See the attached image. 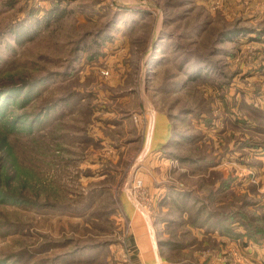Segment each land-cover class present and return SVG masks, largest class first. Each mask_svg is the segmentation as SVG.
I'll return each instance as SVG.
<instances>
[{
	"label": "rangeland",
	"instance_id": "rangeland-1",
	"mask_svg": "<svg viewBox=\"0 0 264 264\" xmlns=\"http://www.w3.org/2000/svg\"><path fill=\"white\" fill-rule=\"evenodd\" d=\"M5 90L0 264H264V0H0Z\"/></svg>",
	"mask_w": 264,
	"mask_h": 264
},
{
	"label": "crops",
	"instance_id": "crops-1",
	"mask_svg": "<svg viewBox=\"0 0 264 264\" xmlns=\"http://www.w3.org/2000/svg\"><path fill=\"white\" fill-rule=\"evenodd\" d=\"M157 136L158 133H156V138ZM139 218L140 217L137 216L136 222L140 220ZM139 230H142V228L137 227V231ZM136 241L138 242L137 247L139 249V256L142 257L140 259H142L144 264H172L160 256L156 250V247L150 245L149 240H146L144 234H142L140 237H137Z\"/></svg>",
	"mask_w": 264,
	"mask_h": 264
},
{
	"label": "trees",
	"instance_id": "trees-1",
	"mask_svg": "<svg viewBox=\"0 0 264 264\" xmlns=\"http://www.w3.org/2000/svg\"><path fill=\"white\" fill-rule=\"evenodd\" d=\"M6 31H9L12 33V30L8 27L6 28ZM22 32H24V35H28V32H27V29H23ZM17 39H20V37H18L17 35ZM14 88H18V87H14ZM8 94H11V93H8L6 90L3 92V91H0V119L3 118L4 116H6V111H5V102H3L4 98L6 97L8 99L9 95ZM26 96V95H25ZM28 97V93H27V96L24 97L21 101H24L26 100ZM30 119V118H29ZM31 120V119H30ZM34 120V118H33ZM33 120H31L30 122H32ZM1 121V120H0ZM5 137L4 136H0V141H1V144L3 143V141H5L4 139Z\"/></svg>",
	"mask_w": 264,
	"mask_h": 264
}]
</instances>
